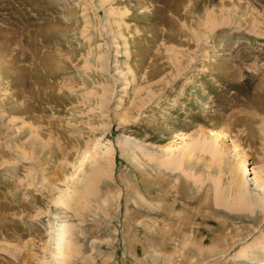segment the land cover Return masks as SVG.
Listing matches in <instances>:
<instances>
[{"label":"rangeland","instance_id":"obj_1","mask_svg":"<svg viewBox=\"0 0 264 264\" xmlns=\"http://www.w3.org/2000/svg\"><path fill=\"white\" fill-rule=\"evenodd\" d=\"M100 138L97 193L53 204ZM242 159L264 179V0H0V264H42L50 222L61 264H264Z\"/></svg>","mask_w":264,"mask_h":264},{"label":"bare ground","instance_id":"obj_2","mask_svg":"<svg viewBox=\"0 0 264 264\" xmlns=\"http://www.w3.org/2000/svg\"><path fill=\"white\" fill-rule=\"evenodd\" d=\"M224 135L218 131L210 130L207 136L204 137V139H201L202 137H200V139L196 138L194 142L198 141L199 144H201L206 149L211 150V152L213 153H222V141L223 138H225ZM102 141H105V139L102 140V138H100L95 143V151L99 150L100 152L94 159L92 169L87 171L88 175L86 177L84 176L83 178L77 179V184L79 186L75 187L72 192H61L56 197H54L53 204L67 205L75 200V196L79 195L81 197L87 198L88 195H94L97 193V187L100 181L99 174L106 165L103 163L106 161L110 163V157L113 151V147L110 141ZM132 145L133 143L129 141L121 142L123 150H126ZM157 148L159 149V153H161L162 156L166 157L168 160L172 158L171 146H168L166 143H160ZM240 165H242L240 172H236L237 180L235 179L236 181H234L232 185V194L234 195L235 202L230 206H233L235 207V209L239 210H254L255 208L264 210V179L259 175L257 171H254V176L251 177V179H248V167L246 165V161L242 159ZM249 175H251L250 172ZM70 229V225H68L67 223L57 224L54 222H50L48 239L45 241L44 245L45 255L42 259V264H61V261L59 262L57 259L58 255L70 256V253L74 251V246H76L74 244L75 241L73 240L71 233V231L73 233L74 231H70ZM255 245H262L261 240L258 239ZM251 247L252 246H249L248 249L243 250L240 254V257H249V249ZM65 248L68 249L69 254L66 252Z\"/></svg>","mask_w":264,"mask_h":264}]
</instances>
